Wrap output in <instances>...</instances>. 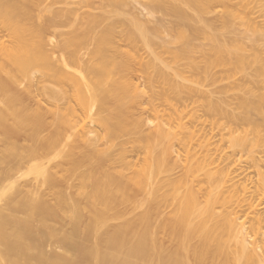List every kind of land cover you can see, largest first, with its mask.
<instances>
[{
	"label": "bare ground",
	"instance_id": "6f19581e",
	"mask_svg": "<svg viewBox=\"0 0 264 264\" xmlns=\"http://www.w3.org/2000/svg\"><path fill=\"white\" fill-rule=\"evenodd\" d=\"M215 1L217 0H147V4L144 2V8L139 7L140 10L143 9L141 12H146L144 14L146 16L141 17L143 14L140 15L141 12L137 14L138 16L134 15L137 11L132 15L124 10L128 20L126 19L127 24L122 23L124 25L123 30L120 29L122 32L120 30L114 32L113 23L103 27L104 29H100L99 32L94 31L96 21L89 15L87 26L83 28L84 33L79 37H70L60 45L63 53L68 55L67 58L61 59L64 69L61 70L56 68L46 48L48 40L45 37L44 25L52 21L50 19L46 21L44 16H39V13L45 12V9L38 10V15L36 12L33 13L38 6H41L42 1L0 0V131L2 136L0 167L12 162V165L6 166L7 168L2 166L4 170L0 173V200L7 201V209L17 206L25 214L24 218H18L0 213V264H44L48 259L45 258L46 255H43L42 246L35 242L38 239L34 240L37 233L33 223L38 221L40 227L48 232L50 231L47 226L48 218L60 215L69 219L71 230L65 236L68 242L67 250L52 255V260L56 264H264V216H257L258 214L255 216L253 213L259 206H253L250 203L247 205L251 214L255 216L250 218L247 229L246 222L239 221L234 213L216 214L215 205L225 200L223 189L227 183L231 184L228 189L234 195H242L240 196L243 199L242 202H245L247 188L235 181L237 177H229L227 166L220 167L222 164H228L227 156L217 158L216 151L212 153V149L208 147H205L202 156L196 157L195 154L190 153L188 150L190 143L186 142L194 134L180 124L181 111L174 109V112L170 114L160 115V121L145 135L144 142L148 152L142 159V165L134 168L129 175L113 173L116 166L123 162L124 157L121 154L119 158H115L111 151L117 146H114V142L119 137H129L131 133L138 131L137 124L131 127L125 121L130 107L137 103L138 99L137 87L128 79L132 75L128 76V74L133 71L135 61L138 60L135 56L138 45L141 44L151 51L149 53L151 57L147 62L138 63V60L139 70L146 74L149 80L154 77L168 78L166 72L157 68L164 61L162 55L154 51L156 48H162L169 53L166 49L167 42L162 34L168 32L169 28L177 30L178 27L180 29V27L188 26L190 16L186 13L187 9H193L198 13L195 12L198 16V18L195 17L196 21L193 20L196 26L198 23V27L193 26L192 23L193 27H189L191 28V32L188 31L189 34L183 32L179 34L182 47L179 50L170 51L173 54V60L185 59L191 71L204 75L208 73V69L206 66L200 67L195 62L193 53H199L210 67L232 62L236 65L243 62L264 63V56H262L264 49L256 47L260 38H249L252 40L251 44L253 43L251 55L240 53L244 50L242 47L228 48L224 42L218 41L221 37L214 34H211L212 39L209 38L213 41L209 48L196 42L200 40L199 37L204 39L207 32L216 31V27L221 32L229 24L226 17H222L220 25L215 27L207 23L208 19L205 20L204 14H208ZM100 6L101 9L110 13L112 7L121 9L129 7L130 9L133 3L131 0H103ZM157 11H161L167 17H175L176 20L168 21L169 28H165L163 24L158 25V21H150L154 12ZM34 14L38 16V19L44 17L46 23L44 22V25L36 23ZM228 14L233 15L232 12ZM192 19L191 22H193ZM252 24L254 25L255 22ZM253 30L255 31L256 28L254 27ZM93 31L96 32L95 35ZM89 34H91L90 37H88ZM116 38H119L117 39L119 42L126 44V50L121 49V45L115 41ZM89 42L92 47L86 49L87 58L85 57L84 60L79 52ZM71 65H74L75 69H71ZM34 72L42 74L41 79L43 75L49 74L59 83L68 84L71 89V95L68 97L75 101L78 108L74 110L75 107L74 109L70 107L67 117L53 115L56 128L47 137H41L40 134L44 123L43 111H30L22 102V95L19 93V86L22 85L25 94L28 97L31 95L30 87ZM181 73L182 70L177 69L174 75ZM258 73L260 69L256 67L254 74ZM42 91H46V94L52 97L56 95L46 86ZM193 92L194 90H189L187 95L190 96ZM65 98L64 100L70 102L68 98ZM238 107L241 112L237 114L238 116L232 114L230 116L234 118L232 120H238L242 125L250 126L253 132L251 133L264 141L260 130L263 124L258 123V119L255 121L252 118L255 115L264 120V93L252 99L240 98ZM211 108L217 109V107ZM93 109L95 114H92ZM154 112L157 111L154 110ZM93 115L94 118H92ZM86 119H90L91 124L94 122L101 131L95 130L97 133L90 137L93 134L90 125H88L90 130L85 127V124L77 130L76 145L72 152L79 146L87 145L89 149L81 158L74 159L72 152L66 156L65 171L76 178L78 186L74 193L65 195L55 190L56 172H52L45 161L48 160L50 151L57 148L63 136V128L75 129ZM175 128L177 131H174ZM230 131H232L231 128ZM249 134V132L242 133L234 139L233 144L239 147L240 151H248L251 167L254 168L257 176L253 194L264 199V171H262L264 152L262 157L252 155L253 140L248 138ZM20 135L26 139L27 144L22 145L16 141L15 137ZM99 141H102V144L100 143L102 148L97 145ZM120 143H118L120 150L124 153V144ZM175 145L183 146L186 151L184 174L178 179L163 180L156 190L157 192L164 190L163 199L174 200L170 221L165 224L172 245L165 246L162 240L150 230V212L140 214L134 222L124 220L113 224L112 222L119 221L122 215L112 214L111 211L118 205L130 202L144 186H150L153 177L169 172L171 168L169 158ZM23 161L32 163L28 168L30 163L26 162L28 164L25 166ZM21 163L25 166L23 169L29 170L28 172L35 176L34 178H39L38 184L51 191L52 203H48L40 195L39 189L27 191L24 197L15 189L12 174L19 170ZM213 164H217V168L207 169L203 178L197 181V185L201 187L195 191L193 189L194 172ZM19 173H21L20 170ZM5 181L7 183L1 186V183ZM156 191L149 193V196L155 199ZM199 192L203 193V201L198 196ZM78 198L83 203L79 202ZM49 233L52 234V232ZM92 238L93 242H91ZM247 238L250 239L249 242ZM194 239L198 240L197 244L191 246ZM40 241L39 239L41 244ZM231 242L234 245L233 248L230 246ZM69 244L71 249H68Z\"/></svg>",
	"mask_w": 264,
	"mask_h": 264
},
{
	"label": "rangeland",
	"instance_id": "374dc122",
	"mask_svg": "<svg viewBox=\"0 0 264 264\" xmlns=\"http://www.w3.org/2000/svg\"><path fill=\"white\" fill-rule=\"evenodd\" d=\"M41 1L43 2V0ZM102 1L103 0H44L43 3H40L41 6H38L37 9L33 11V13L36 12L37 14V12L39 13L41 9H45V12L42 11L43 13H39V16L42 15L47 20L44 19V17H40L41 19H38V16L34 14L36 17L35 21L37 20L36 23L44 25V22L46 23V21H52L47 22V25L44 26L45 37L46 40H48L46 48L51 54V57L53 58L52 61H54L53 63L56 68L64 70L61 64V59L63 57L65 59L68 56L66 53H63L60 45L64 43L66 39L75 36L79 37L82 35V33H84L83 28L87 26L86 22H88L87 19L89 15L94 17L96 21L94 26L95 30L93 29L94 31L99 32L103 27L105 28V26L107 27L110 23H113L115 25L114 28H112L113 31L119 32L120 29L123 30L122 27H124V25H122V23L126 22L127 24L126 19L128 20V18L126 16V11L132 13V15L137 11L134 15H139V13L143 10L140 9L144 8L145 3L147 4L149 2H147V0H131L133 7L130 9H128L129 7L124 9L112 7L110 8V10L112 9V12L109 13L107 10L101 9L102 7L100 4H102ZM244 5H246V7H244ZM211 6V10L209 9L208 14H204L205 20L208 19L207 23L215 27L216 25H220V20L222 17H226L229 21V24L225 29L221 30V32L220 29L218 30V27H216V31L211 30L210 32H207L203 37L204 39L199 37L200 40L196 41L198 44L203 45L205 48H209L213 43V41L210 40L212 39L211 34H214L217 37H221V39L219 38L220 40L217 38L218 41H222V43L224 42L228 48L242 47L244 50L240 51V53H243L244 55H251L253 52V43L251 44L252 40L249 38L256 37L261 39L260 41L257 40L258 42L256 47H258V49H264V0H217ZM195 12L193 9H187L186 13H188L190 16V22H187L188 26L185 27L184 24L182 25L184 27H180V29H178V27L177 30L176 28L170 29V25L168 24L170 23L168 21H174L175 17H167V15L165 16V14H163L161 11L154 12L152 15L153 17L151 19L149 18L150 21L152 20V22L158 21V25L163 24L165 28L169 26L168 32L166 31V33L162 34L165 41L167 42L166 49L169 50V53H166L162 48H156L154 51L155 53H159L160 56L162 55L161 57L164 61L162 64L158 65L157 68H161L164 72H166L168 78L160 79L154 77L152 80H149L146 74L139 70L140 65L138 63H145L151 57L149 54L151 51L139 44L136 51L137 53L135 52V56L139 62L138 60L135 61V68H133V71L128 74V76L132 74L128 77V79L137 87L136 93L138 99L137 103L130 107V110L128 111L125 118V121H127L129 126L131 125L132 127L133 124H137L138 131L136 133H131L129 137H119L117 139L118 141L116 140V143L114 142V146H117L111 150L113 155L116 159L119 158V155L121 154H123L124 157L123 162L116 166L113 173L115 175H118V173L129 175L134 168H138L140 165H142V159L148 152L144 142L145 135L151 131L160 121V115L170 114L174 112V109H177L181 111L179 122L182 124V127H185L186 130L192 131L194 134L193 137L186 142L190 143L188 149L190 153H193L196 157H199L204 154L205 147H208L209 149H212V153L216 151L215 155H218L217 158L219 156H227L228 164H222L220 167L223 165L227 166L226 169L229 177H237V180L235 178V181L246 186L247 194L244 198L245 202H242V195H240L241 197L239 194L234 195L233 192L228 189L231 184L227 183L223 189V197L225 200L221 204L215 205V212L216 214L225 212L234 213L236 217L239 218V221L241 220L246 222L245 227L247 229L250 218L252 219L256 216V214H258L257 216H264V199H262L257 194H253L255 184L257 183V176L255 174L254 168L251 167V158L249 154H247L248 151H240V148L236 147L233 144V141L239 135H242V133L244 134V132H249L250 134L248 138L253 140L252 155L254 157L263 156L262 153L264 152V141L262 139L256 138L254 134H252L253 132L250 126L242 125L240 121H234L232 120L234 118H231L230 116L232 114L235 116L240 114L241 110L238 107L240 98L252 99L257 95L264 93V63L256 62L253 64H248L247 62H243L240 65H236L234 62H232L210 67L209 64H206L205 60L199 55V53H193L192 55L195 58V62L198 63L200 67L206 66L208 69V73L204 75L196 74L191 71V69H189L186 64L187 61L185 59L173 60V54L170 51H176L182 47V40L179 37V34L181 32L189 34V32H191V28L196 26L193 20L196 21V18H198L196 15L198 13L196 12V14ZM229 12H232L233 15L229 16ZM142 13L143 12H141L140 15ZM145 13H143L141 17H143ZM191 19L193 22H191ZM254 22L255 24L253 25L252 23ZM192 23L193 26H191ZM196 27H198V23ZM254 27L256 28L255 31L253 30ZM121 30L120 32H122ZM94 31L93 35L96 33ZM90 36L91 34L88 35V37ZM117 39L119 38H116L115 41L121 45V49L126 50V44L119 42ZM90 42L79 52L80 57L82 59L84 58V60L87 58L86 49H91L92 47ZM262 56H264V53ZM71 66V69H75L73 68L74 65ZM256 67L260 69V73L258 74H254V69ZM177 69H181L182 73L174 75V72L177 71ZM152 74L156 75V73L153 72ZM41 75L42 74H39L38 72H34L32 75L34 78H32V85L30 87L31 95L29 97L27 94H25V89L22 87V85L19 86V93L22 95V102L30 111H43L42 113H44V115L42 116H44V123L40 129V134L41 137H47L56 128L53 115L57 114L67 117L71 109L70 107L73 109L75 107L74 110H78V108L76 107L75 101L73 99L70 100L69 98L71 95V89L68 84L64 85L59 83L52 76H49V74L46 76L43 75V78L41 79ZM44 78L45 80H43ZM43 85L44 87H42ZM45 86L46 88L55 92L56 95L52 97L46 94V91H44V93L42 90L45 89ZM189 90H194L195 93L193 92L194 94L192 93L189 96L187 95ZM34 96L36 100L33 99ZM64 97L68 98L70 102H68V100H64ZM211 107H217V109L214 110ZM154 110L157 112H154ZM93 111H95V109L92 110V114H95ZM226 113L230 118L227 117L228 115ZM94 117L95 116L93 115L92 118ZM252 118L255 121L258 119L257 122L263 124V126H260V130L261 136L264 137V120L262 118H257L255 115H253ZM91 123L92 122H90V119H86L84 123H80L75 129L69 130L67 128H63V136L59 140L57 148L50 151L48 160L45 161L50 170L52 172H56L57 182L55 190H58L65 195H71L74 193L78 186L76 178L67 174L65 171L66 156L69 155V153L72 152V149L75 147L76 132L77 130H80L84 124L86 125L85 127L87 129L90 130L91 127V130L93 131V134L90 137L96 134L98 129L101 131V129L96 126L94 122L93 124ZM88 125H90V127ZM230 128L233 132L230 131ZM174 131H177V129L175 128ZM230 132H232V134H230ZM16 137V141L20 144H27V141L23 136L20 135ZM1 138L2 136L0 131V150L2 148ZM127 138L129 139L128 143L126 144ZM101 142H97V145L98 147L101 146L102 148L103 146L100 145ZM118 143L124 144V153L120 150ZM88 147L89 146L87 145L79 146L72 152L73 158L75 159L83 157L88 152ZM185 152L186 151L183 146L175 145L169 158L171 166L169 172L153 177L151 182L152 184L150 186H144L142 191L137 192L132 197L130 202H127L123 205H118V207L113 209L111 213H119L122 215V218L119 221H114L112 223L118 224L124 220H130V222L132 220L134 222L136 217H138L140 214L150 212V230L162 240L165 246L172 245L170 235L168 230L165 228V224H168L170 221V214L174 206L172 205V202L174 200L170 198L163 199L162 195L164 190L159 192L156 190L159 183L163 180L178 179L183 176L185 168ZM23 162H25V166L26 164L30 163L28 161ZM31 163L28 164V168ZM123 163H128L129 165L125 166ZM22 164L23 163L20 164L22 169L19 167L21 173H19V170H17L18 174L17 172H14L16 175L14 173L12 174L14 175L12 177V181H14L15 189L21 192L22 197L26 196L25 194L29 190L34 191L35 189H39V191H37L40 192V195H42L48 203H52L53 197L51 191L45 186L38 184L40 182L39 178H34L35 176L31 175L30 172H28L29 170L27 171V169H23L25 166ZM10 165H12V162H9L8 165L6 164V166ZM2 166L0 167V173L4 170ZM216 166L217 164H213L210 167L201 168L194 172L193 189L195 191H198V189L201 187L200 185H197V181L203 178V175L206 173L207 169L217 168ZM25 171L26 173H24ZM262 171H264V169H262ZM6 183V181L1 183V186L5 185ZM153 191H156L155 199L149 196V193ZM181 192L182 189L180 193ZM202 195L203 193L199 192L198 196L203 201ZM78 200L79 202L83 203L80 198H78ZM6 203L7 201L5 199L0 200V213L5 216L24 218L25 214L19 207L16 206L12 209H7ZM249 203L253 206H259L256 207L257 211L255 210V212H253L255 213V216L252 215L251 210L248 209L247 205ZM33 226L37 233V236L34 234V236H36L34 237V240L35 238L38 239L35 240V242L42 246L41 249L43 255H46L45 258L47 257L48 259L44 264H56L55 261L52 260V255L54 256L55 254L63 253L68 247V242L65 240V236H67L71 230L69 219L62 215L48 218L47 226L50 230L48 232H52V234H48V232L45 231L46 229L43 230L40 227L38 221H34ZM246 231L248 232V230ZM39 239L41 240L40 242H42L41 244L39 243ZM93 240L94 239L92 238L91 242H93ZM197 241V239H194L191 242V246H195ZM247 241L249 242L250 239L247 238ZM230 246L232 248L234 247L232 242L230 243ZM249 247L251 248L252 246L249 244ZM68 249H71L70 244ZM70 252H72V250Z\"/></svg>",
	"mask_w": 264,
	"mask_h": 264
}]
</instances>
